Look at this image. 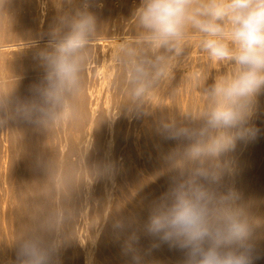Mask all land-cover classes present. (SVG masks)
<instances>
[{
	"label": "clouds",
	"instance_id": "9594fccd",
	"mask_svg": "<svg viewBox=\"0 0 264 264\" xmlns=\"http://www.w3.org/2000/svg\"><path fill=\"white\" fill-rule=\"evenodd\" d=\"M6 3L0 0V11ZM88 7L85 2L59 17L47 48L38 53L46 83L32 100L15 102L16 114L38 128L78 118L72 98L82 88L86 54L96 37ZM133 17L136 35L117 44L112 58L137 109L155 103L187 49L197 48L211 68L227 67L207 86L208 71H197L191 78L196 90L202 89V106L186 111L185 123L161 125L164 139L184 143L171 156L177 175L151 210L147 232L186 250L185 264H251L253 221L238 195L222 187L230 171L228 154L258 131L250 119L264 93V0H141ZM10 97L0 99V106L11 104ZM111 172L106 165L103 174ZM54 227V218L34 222L17 242L19 264H50Z\"/></svg>",
	"mask_w": 264,
	"mask_h": 264
},
{
	"label": "rangeland",
	"instance_id": "374dc122",
	"mask_svg": "<svg viewBox=\"0 0 264 264\" xmlns=\"http://www.w3.org/2000/svg\"><path fill=\"white\" fill-rule=\"evenodd\" d=\"M75 1L77 2V0H7V3L4 7V9L2 11H0V77L2 74L8 72L11 74V76L8 78V80H12L14 82L19 81L18 77H15V75L20 73V71L29 70L32 67H34L33 65H35V63H41L42 62L38 56V53H36L35 51L39 52L41 49V48H39L40 46H42L41 50H44L45 48H47L48 44L45 45V44H43L44 42L41 43L38 40H40V38H41V40H49L50 33L54 29L59 27V17L62 15H65V14L74 13L78 9L82 8V6L85 4V2H87L89 5L88 10L96 18V37L93 41L96 40V42H99L97 44H96V42H92L94 45L93 44L91 45L89 52L86 54L88 56V58L90 57L91 62H92L91 63L92 66L90 65L91 68L89 66V70L86 71V73L88 75H90V73L92 72L90 77L88 75L86 76L87 80L89 81L87 84L88 87L86 86V91L84 90L83 92H79L72 98V103L76 107V109L78 110V118L76 120L71 121V122L60 121V122L51 124V125L43 127V128H38L34 124L28 122L27 120H25L21 116L19 117V115L16 114L15 101L16 102L17 101L26 102V101L32 100L34 98V94H35L36 89L41 87L42 81L46 77L43 73H40L39 76L31 74L30 76L35 77L36 79H38V81L34 82L32 85H29L28 87L24 86L23 88L20 87V88L13 89V91L9 92L8 94H9V96L11 95L10 98H12L14 100V102H12L11 105L9 104L8 106H0V238L5 240L7 233H10V231L11 232L13 231L14 234H17V233L20 234L21 233L22 235L25 231L29 232V230L31 229V224H33L36 221V219L40 218V216L43 217L44 212H45V217L49 216V214H48V216L46 215L47 214L46 212H47V210L50 209V210H52V215L50 214L49 218H54L55 226H56L55 227L56 229L54 228L55 230L52 234L57 233L56 235L60 238V241H58L56 243H57V245H59V246H57V248H59V250H60L58 252V254L62 253V255L61 254L59 255L60 257L62 256L61 257L62 258L61 264H77L74 262V261H76V259H75V256L73 255V253H75V252H73V246H74V242H75L74 240H77V239H81L83 242L88 241V244H86V245H87V247L91 246V250H92V246L94 247V245H95L93 250H95L96 252H94V253H98V251H99L98 249L100 248V242H103L105 240L106 243H105L104 247L106 250L108 249L107 251L109 254L114 255L116 253L115 255H117V253H118V258L119 257H120V259L123 258L121 260L122 264H133L132 262L135 261L134 259H136V258H134V257L131 258V257L134 253H136L135 251L138 252L139 249L140 250L144 249V250L150 251V249H149L150 248L149 247L150 246V244H149L150 238H148L147 243L145 241L147 239L144 238V242L146 243V245L148 246V244H149L148 248H146L147 246H145V243L140 245L139 244L140 240L138 241V239H137V237L142 238L141 240H143V237H145V236L149 237L147 233H144L145 231L142 229L141 223H145V222L147 223V221L149 219L148 214H150V212L152 210V208L147 207V205H145V204H143L142 206L137 204V203L142 204V201H143L142 200L143 198L141 196V191L144 189H149L150 191H153L155 189V192L153 191L151 193H152V198H155L156 200L158 198L161 199V197L164 196V194L168 193V192H166L168 190L165 189L164 191L166 193H164L162 189H164L166 187L168 189L169 184H170L169 187L171 188V185H172L171 182L169 184H166V183L169 180L171 181L172 177L175 178L174 177L175 172L170 170V168H171V156L178 148L182 147L183 143H184L182 141H178L175 139H164L160 134L161 125L163 123L171 122V121H176L177 123H185L186 122L185 115H184L185 112L188 110L195 111L197 107L202 106L203 100L199 94V92H201L202 89H199L197 91L195 86H194V81L191 78L192 76H194V74L197 71H205V72L208 71V78L205 82V86H207L213 82L214 78L217 75H219V73L222 74V73L226 72L227 67L220 66V67H222L223 72H220L222 70L221 68L219 69L220 71L217 68H216L217 71H215L214 69H213L214 70L213 71L211 68V65H209V63L207 62L206 57L202 53H200L197 48L193 47L191 49H187L184 53V57H183L184 60L182 62V67L178 66L177 68H175L173 70L172 77H171L170 81L167 82L163 86L161 93L155 98V103H152V102L145 103L143 106H141L139 109H137L135 106L130 104V102L126 96V93H124L125 87H124L123 81L121 82L122 84L118 82L119 81L118 78L120 75H119L117 67H115L114 62L111 61V60H113V58H112L113 57V49L116 46H113L114 47L113 48V47H110L112 45L108 46V45H104L103 43L100 44V41L104 42L103 40H105V41L109 40L111 42H114L115 40H117L118 42L119 41L122 42L123 40L133 39L134 36L136 35L137 29H136V25L134 22V17H133L132 12L137 7H139L138 5H140L141 0H138V1L136 0V2L138 4L133 0L132 1L128 0L126 4H122L119 0H114V1L113 0L112 1L111 0H80V3L78 2V5L74 6ZM117 1H118V3H117ZM130 1L133 2L134 4L136 3V6L133 3H131ZM128 5H130V6L128 7ZM117 8H119V9H117ZM130 14L132 15L133 18H131L129 20L128 17L131 16ZM105 38L106 39L109 38V39L106 40ZM25 41L32 42V44L35 43L34 44L35 46L37 45V43H39L40 46H39V44L37 45L38 47L37 46L34 47L32 44H31L32 46L31 45L25 46V47H28L27 50H29V51H23V49L22 50L16 49V50L10 51V50L6 49V48L9 49L10 48L9 46L12 44H19V43L25 42ZM45 43H47V42H45ZM43 46H45V48ZM100 47L104 48V51H105V48L108 47V48H106L107 54H106V52L104 53L103 49L101 48L102 53H104V54H102L101 51L99 50ZM37 48L39 49V51ZM193 50H195V51H193ZM192 52H197V53H195L196 55H193L194 53H192ZM189 53H191V56L189 55ZM2 55H5V58H2L1 57ZM105 57H106L107 61H105ZM109 59H110V62H108ZM100 60H102L103 62H101ZM96 61H98V62H96ZM99 61H100V64H99ZM111 62H112V65H111ZM93 63L95 64L96 67L98 66L97 68L100 67L99 70L96 68L94 71L93 67L95 68V66ZM96 63H98L99 65H96ZM101 64L105 65V66H102ZM109 65L113 71H111V69H108ZM112 66L115 68H113ZM106 69H108V71ZM181 69L182 70L184 69V71H182ZM104 70H106L109 77H107L108 76L107 75L105 78L106 72L104 74ZM109 71H111V72H109ZM114 72H116V74ZM111 73H113L112 76H111ZM187 73L189 75H188V77L185 78ZM181 74H182V76H181ZM102 75H104V76L102 77ZM39 77H40V79H39ZM101 77L104 79L105 84H104L103 80H101L102 79ZM90 78H91V80H90ZM106 80H109V81L107 82ZM96 81L98 82V84H96L97 83ZM113 81L116 82V85H115V83H113ZM93 82L96 85V87L93 84ZM106 82L107 83L112 82L111 84L114 85L113 88L115 90L112 88V85H110V83H109V86H111V90H110V87L108 86V84L106 85ZM0 83H1V81H0ZM118 83H119V86L117 85ZM89 84H91V85L93 84V85L91 86ZM180 84H182V85H180ZM104 85H106L108 87H105ZM0 86H1V84H0ZM116 86H118V87L116 88ZM92 88H94V89H92ZM96 88L99 89V91L96 90ZM108 88H109V90H108ZM91 89L95 92H92ZM89 90H91V92H89ZM9 96L7 94H4V92H2V89L0 87V99L7 98ZM12 104H14V106H12ZM260 115L261 116H260V119L258 122H264V120H262L263 111L260 112ZM17 117H19V118L17 119ZM14 118L16 119V122H15ZM17 122H18V124H17ZM77 122H79V123L89 122L91 125L90 128L92 129V130H90L91 131L90 133H92V137L90 136L91 137L90 141L86 140L85 142H83V146L87 147L89 145L88 146L89 148L87 147L88 152H87L86 158L81 159L80 166H78V163H77L78 161H76V162L74 161L75 159L79 160L78 156L76 155L78 144H76L77 142L75 141V137H76L75 135H77V133H78L76 131V130H78L77 129V126H78ZM250 122H254L253 114H252V117L250 119ZM111 123H112V125H111ZM108 125L109 126L111 125V126L107 127ZM22 126H23V128H21ZM117 126H118V129L116 131H114V128L116 129ZM106 127L109 129L106 130L107 129ZM111 127H113V130ZM109 130H112V134L110 133ZM13 131H14V134H13ZM15 131H16V133H15ZM19 132L20 133L24 132L23 133L24 136L21 135V138H19L20 137V135H19L16 138L15 136H16V134L18 135ZM106 132H107V134L109 132L108 136H107ZM117 133L120 134L119 138L117 136L118 135ZM103 134H106V136H107V138H105L106 140L110 137V135L111 136L113 135L112 136L113 139L109 138V140L106 143V140L103 138L105 135H103ZM72 138H73V140H72ZM100 138H102V139L100 140ZM126 138H127V141H126ZM115 139L117 140V142ZM20 140H28L27 142H28V146L30 148L29 153H31V157H32L31 161H32V165H34V172L37 173L41 177V180L39 181L40 182L39 191H40L41 195H43V196L46 194L45 196L47 198V199L46 198L44 199V197H45L44 196L42 198L43 200L40 201L41 203L38 204L37 206H35L36 208H34V205H33V207L31 206L32 205L31 201H30V199L28 200L29 197H27L28 194L24 193L22 191L20 184L16 183L17 180L15 179L14 175L11 174L12 173L11 169L13 167L12 164H13L14 160L17 159V157H19V155H20V154L18 155V153H20V152L17 153L15 151L14 144H16L17 142H21ZM102 140L104 142H102ZM112 140H113V142H111ZM109 141L114 146L113 145L111 146ZM86 142H87V144H86ZM101 142L103 145L102 144L100 145ZM17 144L19 145L20 143H17ZM181 144H182V146H181ZM109 145H110V148H108ZM95 146H96V148H95ZM102 146H104L105 148H103ZM97 147L101 150V152ZM112 147H113V149H112ZM135 147L138 150L137 152L135 150L136 149ZM75 148H76V150H75ZM70 149H71V151H70ZM102 149L103 150L105 149L104 152ZM107 150L110 152H108ZM63 151H64V153H63ZM132 152H134V153H132ZM99 153L101 154V156ZM112 153H113V155L115 154L114 156H116V157H114L112 155ZM130 153H131V155H130ZM107 154L108 155L110 154V156H108ZM61 157L63 159H61ZM91 157H93V158H91ZM90 158L94 159V161L96 162L97 165L101 161H108V165L110 163L109 166H111V167L114 165L113 166L114 168L112 167V170L113 169L114 170H113V172H111L110 177L113 179L115 177L114 182L110 178L109 180H111V181L107 180V182L104 183V181H103L104 175H103V173H101L102 170H99L97 165H96V167L94 166V168H95V169H93L94 171H92L91 173L89 172V174H90L89 175L90 176V179H89L90 188L93 191V194L96 195V193H97V195L99 196L98 197L96 195L97 199L93 200V202H92L93 204L91 203L92 207H90V208L93 211H95V213L98 215L96 217L98 222H100V220L102 222V223L100 222L101 224L100 223L97 224V226L100 225V227L98 226L95 228V231H97L96 234L98 233L97 235H99V236H97L96 242H94V244H92V245H90L91 242L89 243V239H88L89 237H87L89 235L82 225L83 224V221H81L82 219L78 216L79 214L77 215L78 212H75L76 211L74 209V204H75L74 202L75 201H74L73 197L70 196L71 188H65V187H67V185L66 186L57 185V180L55 178V177H57V173H56L57 170L55 169V167L57 168L58 162H62V164H60V167H61L60 173H63V175L66 178L70 179V180L67 179L68 182L70 181L69 182L70 184L67 182V184H69L68 187L74 186L77 183V181L79 180V178L84 175V171H87L86 170V164L84 163V161L86 160L85 162H87V164H88V161ZM108 158H109V160H108ZM131 158H133V159H131ZM159 159L161 161H159ZM61 160H63V161H61ZM113 160H114V162L112 163ZM132 160H133V162H131ZM56 161H58V162H56ZM141 162L144 166H142ZM74 164H76V165H74ZM6 165H8V166H6ZM140 165L142 168L140 167ZM160 165L164 166L165 168H162ZM153 166L155 167L154 170L157 169V171L153 170V168H154ZM169 166H170V168H169ZM116 168H117V170H116ZM134 168L136 169L135 172L133 171ZM77 170H78V172H77ZM142 170H145V171H142ZM165 170H167V171L169 170V171L166 172ZM81 171H83V172H81ZM158 171L163 176V179H162V176H160L162 180L165 179L167 181L168 180L167 178L170 176V175H168V174H170V172H171V175L173 172L174 176L169 177V180L167 182L164 180V181H160L162 183H159L158 181L160 180V177L158 174H160V173ZM67 172H68V175H67ZM138 172L140 173V175H142L141 177H140ZM153 172H158V174L154 173V175H153ZM147 173H149V174H147ZM165 174H167V175H165ZM39 176H38V178H39ZM165 176H168V177H165ZM146 177H147L148 181H146ZM153 177L154 178L156 177L157 180L154 179ZM141 178L144 179L145 181L142 180ZM131 179L133 181L130 182ZM151 179L153 182L151 181ZM154 180H155V182H154ZM48 181H50V182L48 183ZM90 181H91V183H90ZM172 181H174V179ZM111 182H113L114 185H112ZM135 182H137V185ZM140 183H141V185H140ZM159 184H161L162 186H163V184L167 185V186H165V187L163 186L164 187L163 188ZM155 185L158 187L155 188L156 187ZM137 186L138 187L141 186L142 189L137 188ZM12 187L15 188L16 191L13 192L14 189ZM7 188H9V189H7ZM133 190L137 191V193ZM8 191H12V192L8 193ZM131 191H133V192L131 193ZM138 191H140V192H138ZM98 192H99V194H98ZM5 193H7V194H5ZM58 193L60 196L57 195ZM61 193H62V195H61ZM107 193L113 194V196L109 194L108 195L109 197H108ZM2 195H4V196H2ZM5 195L7 196V198ZM158 195H161V196L157 198ZM110 196H112V198ZM59 197H60V199H58ZM106 197H107V201H110V199H111V202L106 203L107 209H105L106 211H104L101 209L102 208V206H101L102 200L101 199L106 198ZM133 198L135 199V201H137V200H139V201L134 202ZM108 203H110V204H108ZM131 203H133V205ZM143 203H144V201H143ZM41 204H42V206H41ZM94 204H95V206H94ZM135 204H137L138 207H135L136 206ZM39 205L41 206V208H39ZM139 206L142 208H139ZM31 207L34 208L35 211H32L33 209ZM105 207L106 206L104 205L103 208H105ZM109 207H110V209H109ZM133 207H135V208H133ZM45 208H46V210H44ZM141 209L143 210V213H142ZM12 210H13V212H12ZM101 210H102V212H101ZM40 211H42V212L44 211V212L43 213L41 212V214H40L39 213ZM135 211H137L139 213V214L136 213L137 215H139L138 217L134 213ZM126 212H127V214H126ZM74 213L76 215H74ZM132 213H133V215L135 214L136 216L135 215H134L135 217L132 216ZM145 213H146V217H145ZM121 215L124 219L121 217ZM76 216L78 218H76V220H75L74 218ZM131 216L134 218H131ZM114 217H115V219H113ZM140 217H143V219ZM144 217H145V219H144ZM79 218H80V220H79ZM73 219H74V221L79 220L78 221L79 223L75 222V223H78L77 226L75 225V229H77L78 232H76L75 229H72L74 227L73 226L74 224H72ZM104 219H106V220H104ZM109 219H110V221H109ZM138 219H141V220H138ZM141 221H143V222H141ZM65 222H67V223H65ZM137 222H140V223H138V225H137ZM17 223H18V225H17ZM62 223H63V225L65 223L64 226L66 227V233H67L66 235H68V237H66V238L63 237L64 239L61 240V238H62V234H61L62 233L61 232L62 231V225L61 224ZM123 223H125V224H123ZM29 224H30V226H29L30 229L28 228ZM23 225H24V227H23ZM69 225H70V227H69ZM136 225L138 227H140V226L141 227L137 229ZM130 226H134V227H130ZM76 227H78V228H76ZM101 227H103V228H101ZM135 227L137 230L135 229ZM129 228H131V229L129 230ZM80 229H82L81 233H79ZM102 229L104 231L106 229L107 231L104 232ZM139 229H141V231H140L141 233H138ZM67 230L68 231L72 230L71 231L72 233L75 231L77 234L79 233L82 235L76 236L77 234L76 235H74L75 233L70 234V232H68ZM132 230H134V231L132 232ZM122 231L125 234L127 233V236L129 238L132 237V235L136 236L135 241L133 240V242H132L133 244H132L131 250H129V248H128L129 238L126 237V235ZM129 232L132 234L131 236L129 235L130 234ZM135 233L139 234V235H135ZM84 234H86V235H84ZM100 234H101V237H100ZM69 236L71 238L70 241H69ZM83 236L86 237V240ZM72 237L73 238L75 237V238L73 239ZM82 237L84 238V240ZM67 238H68V241H67ZM134 242H137L138 244L134 243ZM69 243H70V245H72V243H73V245L70 246ZM134 244H136V245L134 246ZM139 247H141V248H139ZM0 249H1L0 250V260H1L0 264H4V263L5 264H19L17 262L18 260H14V259L10 260L8 258L9 256L7 253H5V249L3 248V246H0ZM121 252H122V254H121ZM4 255H5V258H4ZM119 255H121V256H119ZM6 256H7V258H6ZM126 258H128V260ZM98 259H97V263H95V264H105L103 262L102 258H98ZM131 260H132V262H131ZM172 264H180V263L172 262Z\"/></svg>",
	"mask_w": 264,
	"mask_h": 264
},
{
	"label": "bare ground",
	"instance_id": "6f19581e",
	"mask_svg": "<svg viewBox=\"0 0 264 264\" xmlns=\"http://www.w3.org/2000/svg\"><path fill=\"white\" fill-rule=\"evenodd\" d=\"M112 1V0H111ZM114 1V0H113ZM122 4H126L127 3V1L128 0H119ZM132 1V0H131ZM130 1V2H131ZM133 1H135L136 2V0H133ZM138 1V0H137ZM78 2L80 3V0H77V2L75 1L74 2V6H77L78 5ZM141 2V1H140ZM117 3H118V1H117ZM129 3V2H128ZM131 3H133V2H131ZM137 3V2H136ZM136 3L134 4L135 6H136ZM111 4V3H110ZM138 4V3H137ZM118 5V4H117ZM133 5V6H134ZM130 5H128V7H129ZM139 6V5H138ZM115 7V6H114ZM123 7V6H122ZM132 7V6H131ZM133 8V7H132ZM117 9H119V8H117ZM122 9V8H121ZM128 10V9H127ZM131 11V10H130ZM135 11V10H134ZM134 11L132 12V14H134ZM122 12V11H121ZM115 14V13H114ZM122 14V13H121ZM124 14V13H123ZM120 15V14H119ZM131 15V14H130ZM118 16V15H117ZM127 16V15H126ZM115 17V16H114ZM129 18V20L131 19V18H133L132 17V15L131 16H129L128 17ZM117 19V18H116ZM119 20V19H118ZM133 20V19H132ZM127 22V21H126ZM128 23V22H127ZM120 37V36H119ZM103 39V38H102ZM101 39V40H102ZM106 39V38H105ZM107 39H109V38H107ZM106 39V40H107ZM112 39V38H111ZM118 39V38H117ZM123 39V38H122ZM30 41V40H29ZM29 41H25V42H21V43H19V44H12V45H10L9 47V49L8 48H6L7 50H16V49H23V51H29V50H27V48L28 47H25V46H29V45H31L32 44V42H29ZM39 42H41V43H43V44H45V45H47L48 44V40H41V38H40V40H38ZM100 41V40H99ZM104 42H101L100 41V44L101 43H103L104 45H108V46H110V45H112V46H110V47H113V46H116L118 43H120V41L118 42L117 40H115L114 42H111V41H105V40H103ZM124 41V40H123ZM45 42H47V43H45ZM93 42H96V40L95 41H93ZM97 43H99V42H96V44ZM35 44V43H34ZM34 44H32L34 47H36L39 43H37V45L35 46ZM93 44V43H92ZM31 45V46H32ZM42 45V44H41ZM94 45V44H93ZM39 46H40V44H39ZM101 46V45H100ZM38 47V46H37ZM44 48H45V46H43ZM103 47V46H102ZM102 47H100V51H101V53H102V50H101V48ZM39 48H41L42 49V46H40ZM106 48H108V47H106ZM106 48H105V51H104V48H102L103 49V51H104V53L107 51L106 50ZM114 48V47H113ZM112 48V49H113ZM5 49V50H6ZM30 49V48H29ZM38 49V48H37ZM36 49V50H37ZM41 49H40V51H41ZM46 49V48H45ZM38 51H39V49H38ZM39 51V52H40ZM193 51H195V50H193ZM36 53H39V52H37V51H35ZM104 53H102V54H104ZM192 53H194L193 55H196L195 53H197V52H192ZM106 54H107V52H106ZM105 54V55H106ZM189 55L191 56V53H189ZM2 58H5V55H2L1 56ZM109 58V57H108ZM90 59V57L88 58V62H87V64H86V66H85V70H84V72L82 73V88H81V90H80V92H83L84 90L86 91V86H87V84H88V80H87V78H86V76L88 75L87 73H86V71L87 70H89V66L91 65V59ZM96 59V58H95ZM93 61V60H92ZM101 62H103L102 60H100ZM100 61H99V64H100ZM105 61H107L106 60V57H105ZM111 61H113V60H111ZM96 62H98V61H96ZM108 62H110V59H109V61ZM94 64V63H93ZM98 63H96V65H99ZM106 64V63H105ZM110 64V63H109ZM102 65V64H101ZM108 65V64H107ZM111 65H112V62H111ZM34 67H32L31 69H29V70H26V71H20V73H18V74H16L15 75V77H18V79H19V81L18 82H14V81H12V80H8V78L11 76V74L10 73H8V72H6V73H4V74H2L1 75V77H0V81H1V89H2V92H4V94H7L8 96H9V92H11V91H13V89H16V88H23L24 86L25 87H28L29 85H32L34 82H36V81H38V79H36L35 77H32V76H30L31 74H34V75H38L39 76V74L40 73H43L45 76H46V68H45V66L43 65V63L41 62V63H35V65H33ZM92 66V65H91ZM91 66H90V68H91ZM94 66H95V64H94ZM102 66H105V65H102ZM114 66V65H113ZM112 66V67H113ZM98 67V66H97ZM96 66H95V68L93 67V69H94V71H95V69L97 68ZM116 67V66H115ZM115 67H113V68H115ZM226 67V66H225ZM100 68V67H99ZM99 68H97L98 70H99ZM102 68V67H101ZM108 68V67H107ZM222 69V67H219V68H217L218 70L219 69ZM105 69V68H104ZM108 69H111V71H113L112 70V68L110 67V65H109V68ZM108 69H106L107 71H108ZM215 70V71H217V69L216 68H212V70ZM103 70V69H102ZM101 70V71H102ZM106 70H104V74H105V72H106ZM182 70V69H181ZM213 70V71H214ZM227 70V69H226ZM91 71V70H90ZM111 71H109V72H111ZM182 71H184V69L182 70ZM220 71V70H219ZM103 72V71H102ZM101 72V73H102ZM220 72H223V69L220 71ZM90 73V72H89ZM92 73V72H91ZM91 73H90V75H91ZM115 74H116V72H114ZM215 73V72H214ZM86 74V75H85ZM103 74V73H102ZM110 74V73H109ZM112 74L113 73H111V76H112ZM216 74V73H215ZM221 73H219V75H220ZM223 74V73H222ZM90 75H88L89 77H90ZM108 74H107V72H106V75H105V78H106V76H107ZM104 75H102V77H103ZM119 76V75H118ZM117 76V77H118ZM181 76H182V74H181ZM101 77V78H102ZM107 77H109V75L107 76ZM116 78V77H115ZM39 79H40V77H39ZM89 79V78H88ZM109 79V78H108ZM90 80H91V78H90ZM101 80H103V82H104V79L102 78ZM110 80V79H109ZM109 80H106L107 82L109 81ZM113 80V79H112ZM119 80V81H118ZM118 82L119 83H121L122 82V78L119 76V78H118ZM111 81V80H110ZM116 81V80H115ZM115 81H113V83H115V85H116V82ZM95 82V81H94ZM94 82H93V84H94ZM97 82V81H96ZM106 82V85L108 84V86H109V83H110V85H112V88L114 87V85L113 84H111L112 82H109V83H107ZM46 83V80H45V78H44V80L42 81V84H41V87L42 86H44V84ZM92 83V82H91ZM119 83L117 84L118 86H119ZM92 84V85H93ZM96 84H98V82L96 83ZM101 84V83H100ZM104 84H105V82H104ZM122 84V83H121ZM40 85V84H39ZM89 85H91V84H89ZM91 85V86H92ZM95 85V84H94ZM103 85V84H102ZM106 85H104L105 87H108V86H106ZM180 85H182V84H180ZM118 86H116V88L118 87ZM121 86V85H120ZM88 87V86H87ZM94 87V86H93ZM95 87H96V85H95ZM110 87V90H111V86H109ZM88 89V88H87ZM90 89V88H89ZM92 89H94V88H92ZM91 89V90H92ZM114 89V88H113ZM112 89V90H113ZM91 90H89V92H91ZM96 90H98L99 91V89H97L96 88ZM107 90V89H106ZM108 90H109V88H108ZM115 90V89H114ZM118 90V89H117ZM121 90V89H120ZM123 90V89H122ZM88 91V90H87ZM6 92V93H5ZM92 92H95V91H93L92 90ZM107 92V91H106ZM109 93V92H108ZM116 93V92H115ZM125 93V92H124ZM123 94V93H122ZM111 95V94H110ZM114 95V94H113ZM13 97V96H12ZM78 97V96H77ZM92 97V96H91ZM108 97V96H107ZM115 97V96H114ZM8 98V97H7ZM11 99V101L12 102H14V100L12 99V98H10ZM120 101V100H119ZM123 101V100H122ZM16 102V101H15ZM124 103V102H123ZM11 105V104H10ZM12 106H14V104H12ZM86 106V105H85ZM118 106V105H117ZM112 110V109H111ZM263 111V118H262V120H264V93H261L260 95H259V97H258V101H257V104H256V106H255V109H254V111H253V120H254V122H250L252 125H254L257 129H258V131H257V134H256V136L254 137V138H250V139H247V140H241V141H237V144H236V147H235V149L232 151V152H230L229 154H228V157H227V159H228V161H229V168H230V171H227L226 173H225V175H224V177H223V187H222V191H225V192H227V191H229V190H231V191H234L237 195H238V197H239V199L237 200V203L239 204V205H242L244 208H245V210H246V212H247V214H248V216L250 217V219L253 221V225H252V236H251V239H250V244H251V250H250V257H251V264H264V122H258L259 121V119H260V112H262ZM101 113V112H100ZM108 114V113H107ZM20 117V116H19ZM19 117H17V119L19 118ZM16 118V117H15ZM14 118V120H15V122H16V119ZM109 118V117H108ZM13 120V119H12ZM95 120V119H94ZM82 121V120H81ZM84 121V120H83ZM261 121V120H260ZM9 123V122H8ZM20 123V122H19ZM78 123V126H77V129L78 130H76L78 133H77V135H75L76 137H75V141L77 142H75L76 144H78L77 145V156H78V159L79 160H77V159H75L74 161L76 162V161H78L77 163H78V166H80V163H81V159H85L86 158V155H87V152H88V148L87 147H84L83 146V142H85L86 140H89L90 141V138L92 137V133H90L91 131L90 130H92L90 127H91V125H90V123L89 122H81V123H79V122H77ZM92 123V122H91ZM117 123V122H116ZM17 124H18V122H17ZM76 124V123H75ZM111 125H112V123H111ZM110 125V126H111ZM149 125V124H148ZM109 125L107 126V127H110ZM106 127V128H107ZM21 128H23V126L21 127ZM25 128V127H24ZM90 128V129H89ZM93 128V127H92ZM112 128V130H113V127H111ZM9 129V128H8ZM109 128H107L106 130H108ZM118 129V126L116 127V129L114 128V131H116ZM11 130V129H10ZM112 130H109L110 131V133L112 134ZM12 131V130H11ZM15 133H16V131H15ZM23 133L24 132H19V134L17 135L16 134V138L20 135V137L19 138H21V135L22 136H24L23 135ZM94 133V132H93ZM104 133V132H103ZM114 133V132H113ZM13 134H14V131H13ZM106 134H107V132H106ZM106 134H103V135H105L106 136ZM108 134H109V132H108ZM108 134H107V136H108ZM118 134V133H117ZM91 136V137H90ZM102 136V135H101ZM103 137L104 139L105 138H107V136L106 137ZM113 136V135H112ZM111 135H110V139H113V137H112ZM115 136V135H114ZM118 136V138H119V136H120V134H118L117 135ZM15 138V139H16ZM109 138L106 140V143H107V141L109 140ZM98 139V138H97ZM102 138H100V140H101ZM72 140H73V138H72ZM99 140V141H100ZM116 140V139H115ZM21 142H17V143H20L19 145L17 144H14V149H15V151L18 153V152H20V153H18V155H19V157H17V159H15L14 160V162H13V167H12V173L11 174H13L14 175V177H15V179L17 180V182L16 183H18V184H20V186H21V188H22V191L24 192V193H27L28 195H27V197H29L28 198V200L30 199V201H31V206L33 207V205H34V208H36L35 206H37L38 204H40L41 202V200H43L42 198L46 195H41V193H40V191H39V186H40V180H41V177L37 174V173H35L34 172V165H32V161H31V153H29L30 152V148H29V146H28V140H20ZM126 141H127V138H126ZM102 142H104L103 140H102ZM102 142L100 143V145L102 144ZM111 142H113V140L111 141ZM116 142H117V140H116ZM141 142V141H140ZM69 143V142H68ZM89 143V142H88ZM109 143H110V141H109ZM108 143V144H109ZM86 144H87V142H86ZM111 144V146L113 145L112 143H110ZM126 144V143H125ZM17 147H16V146ZM103 145V144H102ZM136 145V144H135ZM114 146V145H113ZM181 146H182V144H181ZM103 148H105L104 146H102ZM95 148H96V146H95ZM98 148V147H97ZM108 148H110V145L108 146ZM130 148V147H129ZM136 148V147H135ZM99 149V148H98ZM107 149V148H106ZM112 149H113V147H112ZM131 149V148H130ZM75 150H76V148H75ZM100 150V149H99ZM103 150V149H102ZM105 150V149H104ZM104 150H103V152H104ZM123 150V149H122ZM136 150V152L138 151L137 150V148L135 149ZM33 151V150H32ZM70 151H71V149H70ZM108 151V150H107ZM129 151V150H128ZM100 152H101V150H100ZM102 152V153H103ZM108 152H110V151H108ZM127 152V151H126ZM12 153V152H11ZM63 153H64V151H63ZM132 153H134V152H132ZM98 154V153H97ZM100 154V153H99ZM137 154V153H136ZM92 155V154H91ZM104 155V154H103ZM108 155V154H107ZM112 155H113V153H112ZM115 155V154H114ZM113 155V156H114ZM118 155V154H117ZM130 155H131V153H130ZM73 156V155H72ZM89 156V155H88ZM100 156H101V154H100ZM108 156H110V154L108 155ZM114 157H116V156H114ZM130 157V156H129ZM128 157V158H129ZM134 157V156H133ZM152 157V156H151ZM60 158V157H59ZM65 158V157H64ZM67 158V157H66ZM91 158H93V157H91ZM89 159V161H88V164H87V162H85L84 161V163L86 164V170L87 171H84V175L83 176H81L80 178H79V180L77 181V183L74 185V186H69L68 187V185L70 184L68 181H67V179H69V178H66L64 175H63V173H60V171H61V167H60V164H62V162H58V161H56V162H58L57 163V168L55 167V169L57 170L56 171V173H57V177H55L56 178V180H57V185H63V186H66L67 185V187H65V188H71V190H70V196L71 197H73V199H74V209L76 210H74L75 212H78L77 213V215L82 219L81 221H83V227H84V229L86 230V232L88 233V235L89 236H87V237H89L88 239H89V243H90V245H92V244H94V242H96V238H97V236H99V235H97L96 234V232L97 231H95V228L96 227H100V225H98L97 226V224L98 223H100L101 222V220H100V222H98V220L96 219V217L98 216L96 213H95V211H93L90 207H92L91 206V203L93 202V200H96L97 199V193H96V195L95 194H93V191L91 190V188H90V184H89V179H90V174H89V172L91 173L92 171H94L93 169H95L94 168V166L96 167V162L94 161V159ZM95 158V157H94ZM98 158V157H97ZM100 158V157H99ZM102 158V157H101ZM160 158V157H159ZM61 159H63L62 157H61ZM69 159V158H68ZM88 159V158H87ZM114 159V158H113ZM131 159H133V158H131ZM53 160V159H52ZM108 160H109V158H108ZM158 160V159H157ZM4 161V160H3ZM34 161V160H33ZM61 161H63V160H61ZM111 161V160H110ZM136 161V160H135ZM139 161V160H138ZM148 161V160H147ZM159 161H161L160 159H159ZM158 161V162H159ZM6 162V161H5ZM47 162V161H46ZM50 162V161H49ZM114 162V160L112 161V163ZM131 162H133V160L131 161ZM130 163V162H129ZM139 163V162H138ZM157 163V162H156ZM160 163V162H159ZM67 164V163H66ZM132 164V163H131ZM141 164H142V162H141ZM163 164V163H162ZM68 165V164H67ZM74 165H76V164H74ZM106 165H108V161H101L97 166H98V168H99V170H102V172L101 173H103V169H104V167L106 166ZM109 165H110V163H109ZM139 165V164H138ZM146 165V164H145ZM2 166V165H1ZM6 166H8V165H6ZM53 166V165H52ZM63 166V165H62ZM114 166V165H113ZM112 166V167H113ZM142 166H144L143 164H142ZM162 168H165L164 166H162V165H160ZM77 167V166H76ZM116 167V166H115ZM133 167V166H132ZM140 167H141V165H140ZM154 167V166H153ZM101 168V169H100ZM114 168V167H113ZM142 168V167H141ZM157 168V167H156ZM169 168H170V166H169ZM2 169V168H1ZM54 169V170H55ZM69 169V168H68ZM79 169V168H78ZM145 169V168H144ZM155 169V167L153 168V170ZM114 170V169H113ZM113 170H112V172H113ZM116 170H117V168H116ZM135 168L133 169V171L135 172ZM170 170H171V168H170ZM142 171H145V170H142ZM154 171H157V169L156 170H154ZM166 172H168L167 170H165ZM164 171V172H165ZM66 172V171H65ZM77 172H78V170H77ZM81 172H83V171H81ZM80 172V173H81ZM99 172V171H98ZM133 172V173H134ZM149 172V171H148ZM159 172V171H158ZM158 172H153V175H154V173H156V174H158ZM79 173V174H80ZM120 173V172H119ZM139 173V172H138ZM137 173V174H138ZM160 173V172H159ZM66 174V173H65ZM135 174V173H134ZM143 174V173H142ZM147 174H149V173H147ZM146 174V175H147ZM161 174V173H160ZM160 174H158L159 175V177L160 176H162V174L160 175ZM175 174V176L173 175V172H172V175H171V172H170V174H168V175H170L169 177H171V176H174V177H176V172L174 173ZM67 175H68V172H67ZM104 175V183L105 182H107V180H109L111 177H110V174H103ZM139 175H140V173H139ZM151 175V174H150ZM165 175H167V174H165ZM38 176H39V178H38ZM115 176V175H114ZM113 176V177H114ZM118 176V175H117ZM142 175H140V177H141ZM144 176V175H143ZM149 176V175H148ZM52 177V176H51ZM54 177V176H53ZM136 177V176H135ZM139 177V178H140ZM158 177V178H159ZM165 177H168V176H165ZM169 177L167 178L168 180H169ZM102 178V177H101ZM102 178V179H103ZM137 178V177H136ZM145 178V177H144ZM154 178V177H153ZM101 179V180H102ZM114 179H115V177H114ZM113 178H111V180L114 182L115 180H114ZM128 179V178H127ZM142 179V178H141ZM154 179H156L157 180V178L155 177ZM162 179H163V176H162ZM161 179V177H160V180L158 181L159 183H162V182H160V181H164V180H162ZM174 178L172 177L171 178V181L169 180H165L166 182V184H169L170 182H171V184L173 185V180ZM2 180V179H1ZM45 180V179H44ZM51 180V179H50ZM70 180V179H69ZM111 180H109V181H111ZM118 180V179H117ZM142 180H144V179H142ZM102 181V182H103ZM131 181H133L132 179L130 180V182ZM145 181V180H144ZM146 181H148L147 180V177H146ZM151 181H152V179H151ZM45 182V181H44ZM50 181H48V183H49ZM67 182L69 183V184H67ZM113 182H111L112 183V185H114V183ZM153 182V181H152ZM154 182H155V180H154ZM52 183V182H51ZM90 183H91V181H90ZM110 183V184H111ZM136 183V185H137V182H135ZM164 183V182H163ZM120 184V183H119ZM150 184V183H149ZM116 185V184H115ZM132 185V184H131ZM135 185V186H136ZM140 185H141V183H140ZM152 185V184H151ZM161 187H165V186H167V185H164L163 184V186L161 185V184H159ZM170 185V184H169ZM169 185H168V189H167V187L166 188H164V189H162L163 190V192L164 193H166V192H169V189H171L170 187H169ZM172 185H171V187H172ZM14 186V185H13ZM107 186V185H106ZM134 186V187H135ZM156 186V185H155ZM93 187V186H92ZM97 187V186H96ZM114 187V186H113ZM147 187V186H146ZM158 186H156L155 188H157ZM160 187V188H161ZM13 188V187H12ZM19 188V187H18ZM43 188V187H42ZM103 188V187H102ZM137 188H141V186L140 187H138L137 186ZM2 189V188H1ZM7 189H9V188H7ZM14 190H13V192L14 191H16L15 190V188H13ZM133 189V188H132ZM142 189V188H141ZM152 189V188H151ZM154 189V188H153ZM168 190V191H164V190ZM60 190V189H59ZM101 190V189H100ZM106 190V189H105ZM161 190V191H162ZM133 191H135V190H133ZM133 191H131V193L133 192ZM154 192H155V189L153 190ZM153 191H150L149 189H144V190H142L141 191V196H142V200L144 201V203H143V201H142V204H139V203H137L138 205H140V206H142L143 204H145V205H147V207H149V208H152L153 209V207L156 205V204H158L160 201H161V199L160 198H158V197H160L161 195H158L157 196V200L155 199V198H152V193L151 192H153ZM9 192H12V191H8V193ZM69 192V191H68ZM100 192V191H99ZM99 192H98V194H99ZM102 192V191H101ZM136 193H137V191H135ZM138 192H140V191H138ZM157 192V191H156ZM160 192V191H159ZM22 193V192H21ZM95 193V192H94ZM105 193V192H104ZM120 193V192H119ZM161 193V192H160ZM163 193V194H164ZM3 194V193H2ZM5 194H7V193H5ZM12 194V193H11ZM102 194V193H101ZM110 194V193H109ZM108 193H107V196L109 195ZM134 194V193H133ZM20 195V194H19ZM57 195H59V193L57 194ZM61 195H62V193H61ZM110 195H112L113 196V194H110ZM165 195V194H164ZM2 196H4V195H2ZM6 196V195H5ZM60 196V195H59ZM101 196V195H100ZM112 196H110L111 198H112ZM70 197V198H71ZM99 197V196H98ZM109 197V196H108ZM137 197V196H136ZM163 197V196H162ZM161 197V198H162ZM3 198V197H2ZM6 198H7V196H6ZM46 198V196L44 197V199ZM57 198V197H56ZM62 198V197H61ZM101 198V197H100ZM99 198V199H100ZM138 198V197H137ZM136 198V199H137ZM4 199V198H3ZM47 199V198H46ZM58 199H60V197L58 198ZM139 199V198H138ZM57 200V199H56ZM102 200V201H101ZM100 201L102 202V210H104V211H106L105 209H107V205H106V203L107 202H111V199H110V201H107V197L106 198H102ZM109 200V199H108ZM133 200H134V202H138L139 200H137V201H135V199L133 198ZM4 201V200H3ZM61 202V201H60ZM114 202V201H113ZM4 203V202H3ZM22 203V202H21ZM25 203V202H24ZM64 203V202H63ZM116 203V202H115ZM93 204V203H92ZM108 204H110V203H108ZM112 204V203H111ZM132 205H133V203H131ZM137 204H135L134 206L135 207H138V205ZM46 205V204H45ZM106 206L105 208H103V206ZM144 205V206H145ZM41 206H42V204H41ZM41 206L39 205V208H41ZM59 206V205H58ZM94 206H95V204H94ZM100 206V207H101ZM139 206V208H142V207H140ZM26 207V206H25ZM31 207V208H32ZM135 207H133V208H135ZM34 208H32L31 210L32 211H35V209ZM38 208V207H37ZM138 208V209H139ZM49 209V208H48ZM109 209H110V207H109ZM44 210H46V208L44 209ZM102 210H101V212H102ZM129 210V209H128ZM142 210V209H141ZM103 211V212H104ZM126 211V210H125ZM12 212H13V210H12ZM41 212L42 211H40L39 213L41 214ZM44 212V211H43ZM42 212V213H43ZM100 212V213H101ZM34 213V212H33ZM47 214V216H48V214H49V216H50V214L52 215V210H47V212H46ZM129 213V212H128ZM135 214L137 213V214H139L137 211H135L134 212ZM142 213H143V210H142ZM13 214V213H12ZM39 214V215H40ZM126 214H127V212H126ZM134 214V215H135ZM136 214V215H137ZM74 215H76L75 213H74ZM133 215V213H132V216H134ZM135 215V216H136ZM149 216H150V214H148ZM49 216L47 217V218H49ZM104 216V215H103ZM130 216V215H129ZM131 216V218H134V217H132ZM139 215H137V217H138ZM41 217V216H40ZM43 217H45V212H44V214H43ZM106 217V216H105ZM121 217H122V215H121ZM145 217H146V213H145ZM145 217H144V219H145ZM76 218H78L77 216L74 218L75 220H76ZM80 218H79V220H80ZM99 218V217H98ZM123 218V217H122ZM128 218V217H127ZM130 218V217H129ZM140 218H142L143 219V217H140ZM74 219L72 220L73 221V223L72 224H74L73 226V228L72 229H75V225L77 226V224L79 223L78 221H74ZM107 219V218H106ZM106 219H104V220H106ZM113 219H115V217L113 218ZM124 219V218H123ZM126 219V218H125ZM148 219V218H147ZM37 220V219H36ZM57 220V219H56ZM138 220H141V219H138ZM35 221V220H34ZM58 221V220H57ZM109 221H110V219H109ZM127 221V220H126ZM131 221V220H130ZM137 221V220H136ZM148 221H149V219H148ZM148 221H147V223H148ZM75 222H78V223H75ZM108 222V221H107ZM120 222V221H119ZM133 222V221H132ZM141 222H143V221H141ZM65 223H67V222H65ZM65 223H64V225H65ZM81 223V222H80ZM102 223V222H101ZM100 223V224H101ZM128 223V222H127ZM126 223V224H127ZM134 223V222H133ZM138 223H140V222H137V225H138ZM147 223L145 222V223H141L142 224V229L145 231L144 233H147L148 234V236L149 237H143V240H141L142 238H139V237H137V239H138V241L140 240V242H139V244L141 245V244H144L145 242H144V238H146L147 240H145L146 241V243H147V241H148V238H150V246H149V244H148V246L150 247L149 249H150V251L149 250H144V249H139V248H141V247H139L138 249V252L137 251H135L136 253H134L133 255H132V257L131 258H136V259H134L135 261H133L132 262V260H131V262L133 263V264H172V262H177V263H180V264H185V262H186V259H187V253H186V250H183V249H180L179 247H177V246H174V245H172V244H170L169 242H163V241H161V240H159L157 237H154V236H152L151 234H149L148 232H147V229H146V225H147ZM25 224V223H24ZM31 224V223H30ZM30 224L28 225V228H29V226H30ZM123 224H125V223H123ZM129 224V223H128ZM17 225H18V223H17ZM62 225V238H61V240L62 239H64V238H66V237H68V235H66L67 233H66V227L63 225V223L61 224ZM130 225V224H129ZM136 225V227H137V229L138 228H140V227H138ZM14 226V225H13ZM79 226V225H78ZM103 226V225H102ZM107 226V225H106ZM22 227V226H21ZM23 227H24V225H23ZM33 227H34V223L33 224H31V229L29 230V231H31L32 229H33ZM56 227V226H55ZM54 227V228H55ZM69 227H70V225H69ZM108 227V226H107ZM129 227V226H128ZM130 227H134V226H130ZM136 227H135V229H136ZM15 228V227H14ZM76 228H78V227H76ZM101 228H103V227H101ZM56 229V228H55ZM54 229V230H55ZM99 229V228H98ZM131 228H129V230H130ZM136 229V230H137ZM14 230V229H13ZM76 230V232H78L77 231V229H75ZM81 230L82 229H80V231H79V233H81ZM84 230V231H85ZM101 230V229H100ZM103 230V229H102ZM122 230V229H121ZM15 231V230H14ZM24 231V230H23ZM68 231V230H67ZM72 230H70V231H68V232H70V234L72 233L71 232ZM104 231V230H103ZM105 231H107L106 229H105ZM104 231V232H105ZM134 230H132V232H133ZM141 231V229H139V232L138 233H141L140 232ZM19 232V231H18ZM22 232V231H21ZM54 232V231H53ZM75 231L73 232V233H75L74 235H76L77 233H76ZM109 232V231H108ZM121 232V231H120ZM123 232V231H122ZM131 232V231H130ZM129 232V233H130ZM131 232V233H132ZM27 232L25 231L24 233H23V235L20 233V234H14L13 233V231L11 232L10 231V233H7V236H6V241L5 240H3L2 238H0V246H3V248L5 249V253H7L8 254V258L11 260H18L17 262L19 263V257H18V241L20 240V238L22 237V236H24V234H26ZM72 233V234H73ZM77 234L76 236H81L82 234ZM100 233V232H99ZM124 233V232H123ZM129 234L130 236L132 235V234ZM143 233V232H142ZM57 234V233H56ZM56 234H52V237L50 238L51 239V241L56 245L55 246V251H54V253H53V255H52V258H51V262H50V264H61V260H62V256L60 257L59 255L61 254L62 255V253H60V254H58V252L60 251L59 250V248H57V246H59V245H57V243L56 242H58V241H60V238L56 235ZM116 234V233H115ZM125 234V233H124ZM4 235V234H3ZM84 235H86V234H84ZM126 235V237H128L127 236V233L125 234ZM124 235V236H125ZM135 235H139V234H136L135 233ZM61 236V235H60ZM123 236V237H124ZM133 236V235H132ZM64 237V238H63ZM84 237V236H83ZM82 237V238H83ZM100 237H101V234H100ZM73 238V237H72ZM75 238V237H74ZM73 238V239H74ZM85 238V240H86V237H84ZM84 238H83V240H84ZM113 238V237H112ZM129 238V237H128ZM135 238H136V236H135ZM2 239V240H1ZM70 236H69V241H70ZM102 239V238H101ZM108 239V238H107ZM136 239V240H137ZM5 241V242H4ZM67 241H68V238H67ZM66 241V242H67ZM73 241V240H72ZM75 242H74V246H73V252H75V253H73V255L75 256V259H76V261H74L75 263H77V264H95V263H97V259L98 258H102V260H103V262L105 263V264H122L121 263V260L123 259V258H121L120 259V257L118 258V253H117V255H111V254H109L108 253V249L106 250L105 249V247H104V245H105V240L103 241V242H100V248L98 249L99 251H98V253H94V252H96L95 250H93V248L95 247V245H94V247L92 246V250H91V246H88L87 247V245L86 244H88V241H82L81 239H77V240H74ZM124 241V240H123ZM129 241V240H128ZM135 241V240H134ZM133 242V241H132ZM68 243V242H67ZM134 243H137V242H134ZM146 243H145V246H147L146 245ZM109 244V243H108ZM133 244V243H132ZM138 244V243H137ZM69 245H70V243H69ZM72 245H73V243H72ZM72 245H70V246H72ZM136 244H134V246H135ZM138 246V245H137ZM148 246L146 247V248H148ZM144 248V247H143ZM115 249V248H114ZM117 249V248H116ZM120 249V248H119ZM1 250V249H0ZM63 251V250H62ZM117 251V250H116ZM122 251V250H121ZM110 252V251H109ZM119 252V251H118ZM2 254V253H1ZM72 254V253H71ZM120 254V253H119ZM121 254H122V252H121ZM6 255V254H5ZM5 255H4V258H5ZM119 256H121V255H119ZM66 257V256H65ZM127 257V256H126ZM6 258H7V256H6ZM70 258V257H69ZM138 258V259H137ZM127 260H128V258H126ZM7 260V259H6ZM65 260V259H64ZM99 260V259H98ZM126 260V261H127ZM130 260V259H129ZM5 261V260H4ZM3 261V262H4ZM65 262V261H64ZM0 263H1V260H0ZM5 264V263H4Z\"/></svg>",
	"mask_w": 264,
	"mask_h": 264
}]
</instances>
